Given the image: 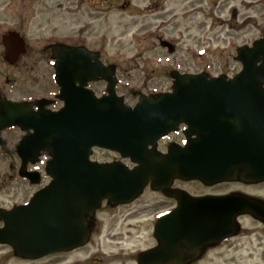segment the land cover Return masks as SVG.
I'll list each match as a JSON object with an SVG mask.
<instances>
[{"label":"water","instance_id":"1","mask_svg":"<svg viewBox=\"0 0 264 264\" xmlns=\"http://www.w3.org/2000/svg\"><path fill=\"white\" fill-rule=\"evenodd\" d=\"M2 42L5 59L14 63L24 51L22 37L10 31ZM161 44L173 50L169 42ZM52 51L56 97L63 107L45 109L47 101L41 99L33 111L30 102L0 99V131L13 125L28 131L16 147L19 173L37 183L39 173L27 171V164L49 151L45 172L51 178L26 204L0 208V243L27 259L82 246L103 199L110 204L130 202L149 181L154 189L175 195L178 207L159 218L155 234L161 244L141 253L140 264L183 263L181 242L194 255L193 249L203 242L233 235L235 217L241 213L264 220V205L241 196L194 199L167 191L174 177L206 184L264 180V38L238 49L242 69L235 77L174 70L172 93L143 97L133 108L116 96L115 66L101 63L98 52L62 43L54 44ZM99 78L107 82L108 94L97 98L86 85ZM227 107L235 111L223 115ZM180 122L188 125V135H195L186 146H170L166 155L148 150ZM93 146L118 151L137 165L90 161Z\"/></svg>","mask_w":264,"mask_h":264},{"label":"rangeland","instance_id":"2","mask_svg":"<svg viewBox=\"0 0 264 264\" xmlns=\"http://www.w3.org/2000/svg\"><path fill=\"white\" fill-rule=\"evenodd\" d=\"M11 29L23 34L28 43L23 60L9 65L2 59L0 41V91L11 99L43 96L51 100L50 108L60 107L54 98L57 90L47 47L63 42L86 45L99 51L104 63L116 64L117 92L132 104L142 94L170 89L173 69L199 72L209 65L211 75L222 70L229 75L237 72L236 48L264 35V0H0V37ZM159 39L171 41L175 50L168 52ZM105 87L103 81L91 84L98 94ZM22 134L18 129L2 134L1 208L25 203L42 183L33 185L18 175L20 161L14 150ZM111 157L103 150L93 154L100 161ZM46 159L43 155L33 168L43 172ZM259 191L264 192V187ZM165 202L160 193L146 189L129 205L97 213L100 231L87 247L69 255L27 261L0 246V264H75L91 259L95 252L125 255L122 262L118 256L113 261L103 256L101 264H136L134 251L154 243L150 219ZM239 221L247 233L218 247L199 264H264V229L250 216ZM108 237L120 244L108 243Z\"/></svg>","mask_w":264,"mask_h":264},{"label":"flooded vegetation","instance_id":"3","mask_svg":"<svg viewBox=\"0 0 264 264\" xmlns=\"http://www.w3.org/2000/svg\"><path fill=\"white\" fill-rule=\"evenodd\" d=\"M243 1L246 2V1H249V0H243ZM252 1L253 2L257 1L258 3H260L263 0H252ZM25 48H26L25 53H23V54H21L19 56V59H18L16 64H18V62L23 60V59H21L23 57V55H25V54L27 55L28 43L25 44ZM2 59H3V53H2ZM25 64L24 65L28 68L29 64H30L29 60H27V62ZM209 68H210V66L208 65L204 69L206 70V72H208ZM219 74H224L226 76H231V75H229L227 73V71L225 72L224 70H222ZM163 92H169V91L150 92V93H147L146 95L152 94L154 96H158L160 93H163ZM141 96H139V97L137 96L138 99ZM244 96H246V94H243V95H232L231 97H244ZM4 98L10 99V100H14V101L16 100V99H11L4 92L0 91V99H4ZM35 98L36 97H34V96L23 97L22 99H19V100L17 99L16 101H21V100H24V99L32 101ZM135 102H136V100H134L132 102V104H129V105H133ZM237 102H239V101H237ZM226 110L228 112L235 111L234 108H231V107H227ZM223 111H225V110H223ZM230 122L231 123H235V120L233 118H231ZM7 130H9V129H6L5 131H7ZM186 130H187V125L182 123V122L179 123V125H178V127L176 129H174L173 131H170L169 133H167L164 136H162L157 141V143L154 145V148L157 149L162 154H166L168 152L169 146L171 144H177L179 146H184L186 144V142L188 141L189 137H194L195 136L194 134L187 135L188 133H187ZM109 153L112 155V157L107 159V160L105 159L104 161H113V160H116V159H121L119 154L114 153V152H109ZM121 160H123V162H125L129 166H133V164L129 161V159H121ZM192 183H195V186H192V188H191V184ZM263 187H264V180L263 181H259V182H246V181H240V180H232V181L228 180V181H226L225 180V181H221V182L214 183V184H206V183H203V182L198 181V180L186 181V180H183V179L175 177V178L172 179L171 183L169 184L168 191L171 192V193H178V192L187 193L188 195H190L193 198L203 197V196H214V197H217V196H226V195H229V194H233V195L244 197V198L249 199L251 201H257V202H259V203L264 205V192H261V191L256 192V191L262 189ZM146 189H149V190H152L154 192L160 193L164 197L166 202L163 205V208H161V210H159L160 212H158L157 216H155L153 219H150V222L152 224L151 225V227H152L151 238H153L152 240L154 241L153 245L148 246L145 249L138 250L137 252L134 251L132 259L136 262V264H140L139 263V256L141 255V253L143 251L155 249V248L159 247L160 244H161V242H160L161 239L158 238V235L154 234V226L156 224L157 217L160 214H166V213L174 210L178 206L177 197L175 195H173V194L172 195H168L167 193H164L162 188L154 190L149 185V186H147ZM248 189H251V191L248 190ZM254 190H256V191H254ZM125 205H129V204H122V205H117L116 206V205L109 204L106 200L103 201V203L100 206V208L95 212L94 216L91 218L90 226H89L90 235H89L87 243L85 245H83L81 247H78L76 249H73L71 251L53 253V254L49 255L48 257H54V256H59V255L61 256V255H64V254H68L69 255V254H72V253H75V252L79 251V249L87 247L92 242L93 237L95 235H97L99 233V231H100V228H99L100 225H98L99 222L96 219V214L101 212V211H105L106 208L115 209V208H117L119 206H125ZM154 213H157V211H154ZM243 216L252 217L249 214H243V215H240V216L237 217V224H238L237 228H236L237 229V233L234 236L225 237L224 239H219V240H216V241H208L207 240V241L203 242L201 245H199L198 247L195 246L196 248L193 249L194 255H190V251H191L190 246H188V244H185V243L181 242L179 244V249H180V251L182 253L181 255L184 256L185 259H186L181 264H199L202 261H204L209 256L210 253L215 252L218 247H221V246L225 245L226 243L229 244V242L231 241L232 238L237 237L240 234H244V232H246V230H245V228L241 227V225L239 223L240 218L243 217ZM255 220L260 224L261 230L263 231V229H264V220H259V219H255ZM259 232H261V231L259 230ZM106 239H107L108 243L120 244L119 240L113 241L109 237L106 238ZM0 246L7 247L6 245H0ZM7 248L9 250L8 252L12 256H14L12 250L9 247H7ZM103 256L104 257H106V256L107 257H111L112 261L120 259V258H117V256H118V257L122 258L121 262L125 258L124 254L123 255H118V253H116V252H115V254L111 253V255L103 253V252H101V253L100 252H95L94 255L91 256V259H89V260L87 259V260L82 261V262L78 261L75 264H101V259H102ZM16 258H18V257H16ZM67 264H69V263H67ZM165 264H174V263L168 262V263H165Z\"/></svg>","mask_w":264,"mask_h":264}]
</instances>
